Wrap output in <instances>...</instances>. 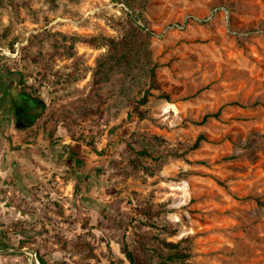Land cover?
<instances>
[{
	"label": "rangeland",
	"instance_id": "1",
	"mask_svg": "<svg viewBox=\"0 0 264 264\" xmlns=\"http://www.w3.org/2000/svg\"><path fill=\"white\" fill-rule=\"evenodd\" d=\"M12 81L53 162L0 185V264H264V0H1L19 152Z\"/></svg>",
	"mask_w": 264,
	"mask_h": 264
},
{
	"label": "crops",
	"instance_id": "2",
	"mask_svg": "<svg viewBox=\"0 0 264 264\" xmlns=\"http://www.w3.org/2000/svg\"><path fill=\"white\" fill-rule=\"evenodd\" d=\"M0 88L2 91V85ZM4 95L5 92L2 91L0 96V109L4 103ZM32 129L33 127L23 132L26 141L24 142L22 139L18 141L22 144L19 152L11 151L5 144L4 146L0 145V178L2 179L0 185L7 191L13 187V184L16 185V182H18V184L20 183V188H17L19 190L18 194H21L23 189H29L31 187V183L39 177V172L46 170V168L51 169L50 167L53 162L52 156L47 155L46 157L43 154V151H46V147L43 144L44 136L43 134H38L37 130L34 132L31 131ZM14 134L11 133V136ZM14 140L16 141V137ZM9 193H12V190Z\"/></svg>",
	"mask_w": 264,
	"mask_h": 264
},
{
	"label": "trees",
	"instance_id": "3",
	"mask_svg": "<svg viewBox=\"0 0 264 264\" xmlns=\"http://www.w3.org/2000/svg\"><path fill=\"white\" fill-rule=\"evenodd\" d=\"M1 1V0H0ZM15 84L16 82L15 81H12V83H10V88H8L9 90L11 89V87H15ZM45 85H42L41 88H44ZM16 91L24 96L25 98L27 99H32V100H36L38 102H40L42 105H43V109H45L44 107V102L41 101L40 99H38L39 97L36 95V89H34V87H24V86H20V87H16ZM9 92V91H8ZM1 88H0V96H1ZM11 94V93H10ZM148 95H145L139 102L141 105H144L147 103V98ZM139 104V105H140ZM211 117L210 115L209 116H206L205 119H204V122L209 118ZM36 118H31L30 122L28 123H23L22 121L18 120L19 121V124H20V128L21 129H29L31 127H33V123L35 121ZM203 139V137H200L199 140L197 141L196 145H195V148H198L199 147V144H200V140ZM173 246V245H171ZM123 251H124V254L126 256V259L128 260L129 264H147L146 261H145V258L144 256L138 251V250H135V249H132L127 242H124V248H123ZM174 256V257H173ZM172 257L173 258H176V259H180L179 256V253H175V255H173ZM177 256V257H176ZM182 258H185V257H182ZM41 264H46L45 261L43 259L40 260Z\"/></svg>",
	"mask_w": 264,
	"mask_h": 264
},
{
	"label": "flooded vegetation",
	"instance_id": "4",
	"mask_svg": "<svg viewBox=\"0 0 264 264\" xmlns=\"http://www.w3.org/2000/svg\"><path fill=\"white\" fill-rule=\"evenodd\" d=\"M6 94V93H5ZM6 95H4V98L6 99ZM11 100L13 102V109L15 111V114L17 116V119L22 121L23 123H28L30 122L31 118H36L41 116H33L30 114L31 111L43 107V105L32 99H27L24 96L20 95L19 93L17 94V97H15V94L12 93Z\"/></svg>",
	"mask_w": 264,
	"mask_h": 264
},
{
	"label": "water",
	"instance_id": "5",
	"mask_svg": "<svg viewBox=\"0 0 264 264\" xmlns=\"http://www.w3.org/2000/svg\"><path fill=\"white\" fill-rule=\"evenodd\" d=\"M16 86H17V83H16ZM13 93L15 94V97H17L18 92L16 91V89L13 90ZM43 112H44V109H43V107H41V108H38V109L31 111L30 114L33 116H37V115H42ZM6 252H8V251H6ZM0 253H4V252L1 251ZM36 262H37V260H36Z\"/></svg>",
	"mask_w": 264,
	"mask_h": 264
}]
</instances>
